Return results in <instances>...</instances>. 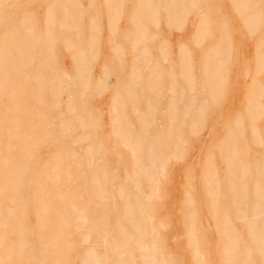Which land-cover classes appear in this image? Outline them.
Segmentation results:
<instances>
[{
  "label": "rangeland",
  "instance_id": "1",
  "mask_svg": "<svg viewBox=\"0 0 264 264\" xmlns=\"http://www.w3.org/2000/svg\"><path fill=\"white\" fill-rule=\"evenodd\" d=\"M197 1L0 0V213L12 206L11 223L27 225L35 246L39 217L47 238L48 226L69 218L63 239L51 250L48 244V253L38 247L2 252L0 264H80L91 240L82 242L93 230L74 227L68 199L80 196L73 204L96 221L106 212L102 220L115 230L122 221L118 187L128 193L135 221L156 226L151 237L137 236L154 250L113 253L96 241L93 260L198 264L204 255L201 264H264L258 248L264 245L262 86L254 93L257 113L238 112L250 103L244 84L256 63L255 74L264 78V49L253 57L264 32L215 31L200 7L181 14L178 27L158 17L160 9L174 17L172 7L184 11ZM230 19L232 29L241 25ZM78 51L87 55L84 82L76 80ZM89 148L95 152L87 154ZM136 159L147 160L151 171L135 180ZM102 167L104 188L112 193L105 201L84 186ZM255 214L248 233L243 217ZM12 230L8 223L0 236L19 245L20 233Z\"/></svg>",
  "mask_w": 264,
  "mask_h": 264
},
{
  "label": "bare ground",
  "instance_id": "2",
  "mask_svg": "<svg viewBox=\"0 0 264 264\" xmlns=\"http://www.w3.org/2000/svg\"><path fill=\"white\" fill-rule=\"evenodd\" d=\"M66 16H67V14H65ZM67 41L69 42V40L67 39ZM86 56L87 55H85V52L84 51H78L77 52V54L74 56V58H75V60H76V66H77V72H76V80L77 81H81V82H84V74H85V71H84V69H81L82 67H83V65H84V62H85V59H86ZM68 82H70V83H72L73 84V82L75 81V79L74 78H72V77H69L68 78V80H67ZM67 121H68V119H66ZM90 120H91V118H90ZM78 121H80V122H85L86 121V118H79L78 119ZM154 145V144H153ZM103 152H105V150H102ZM93 152H95V150L94 149H92V148H89L87 151H86V153L87 154H91V153H93ZM155 152V151H154ZM151 159H153V157L151 156L150 157ZM149 158V159H150ZM150 159V161L152 162L153 160H151ZM156 159H158V158H156ZM142 160V159H141ZM140 159H136V161H135V163H133L134 164V167H135V171H133V178L136 180L137 178H139L140 176H142V175H148V174H150V169H151V167H150V169H148V168H146L145 166V161H147V160H145L144 161V165L142 164V161H141ZM4 161V160H3ZM159 161H162L161 160V158L159 159ZM2 162V161H1ZM53 162H54V164H56V163H58V162H60V160H58V159H56V158H54L53 159ZM89 162V163H88ZM149 162V161H148ZM150 162V163H151ZM156 162V161H155ZM164 162V161H163ZM61 163V162H60ZM157 163H158V161H157ZM156 163V164H157ZM162 163V162H161ZM149 165V164H148ZM86 166H88V167H95L94 166V164H93V162L92 161H86ZM133 167V168H134ZM156 167H157V165H156ZM13 168V167H12ZM11 168V169H12ZM55 169L57 168L56 167V165H55V167H54ZM103 167H102V169H99V170H102V173L101 174H99V175H97V173H94V174H92L91 175V177H90V179H89V181H87V182H85L84 183V186H86V189H88V192H90L91 193V197L92 196H94V195H96V197L98 198V199H100V200H102V201H105V200H110V198L112 199V193H109L105 188H104V185H105V178L103 177L104 175H105V173H104V171H103ZM162 168H160V170H161ZM264 169V168H263ZM105 170V169H104ZM159 169L158 170H156L155 172H157V171H160ZM103 173H104V175H103ZM106 176V175H105ZM101 177V178H100ZM104 178V179H103ZM126 178H128V175L126 174ZM149 182H152V181H150L149 180ZM148 184V183H147ZM190 185V184H189ZM79 188V187H78ZM85 188V187H84ZM152 189V188H151ZM71 191H72V189H71ZM136 191L139 193V191H138V189H137V187H136ZM70 193V192H69ZM72 193V192H71ZM190 193V192H189ZM94 194V195H93ZM90 195V194H89ZM114 195V194H113ZM116 195H117V197L121 200L120 202H122L123 204H122V212H121V218H122V221L124 222V223H128V226H129V228H127L126 226H124V224H123V222L122 221H120V220H117V222H116V224H115V230H114V228H112L111 229V227L109 228L107 225H108V223H107V221L106 220H102L103 219V217L104 216H106V212H101V214H100V217H102V221L100 220H98V221H96V220H94V218H93V215H91L93 212H89L88 211V209L86 210L85 209V207L84 206H81V205H74L73 203H74V201H76V200H78L79 198H80V196L78 197V198H76L75 196H73V194H72V196H71V198H69L68 199V202L70 203V204H68V207H69V209H70V211L72 212L71 213V217H73V225H74V227L75 228H78V229H81V227H88V229L86 230V231H88L89 230V228L90 229H92L93 231H92V234L91 235H89V237H86L85 238V240H83V238H81L82 240H83V242L82 243H86L88 240H91V244L89 245V246H87V247H85L84 248V250H83V252L85 253L84 254V257H82V259H81V262H80V264H94V263H96V261L95 260H93V258H94V256L96 257V255H95V253H98L97 252V250H96V247H97V245H96V241H99V242H101L102 243V245H104V246H106L107 248H109L110 250H112L113 251V253L115 252V253H122L123 251H125V249H127L128 251H131V249H132V251H133V249H136V252H138L139 251V253L141 252V253H143V252H146V250L147 249H150V250H154V246H150L149 244H145L144 243V239L142 240L141 238H139V239H137V236L139 237V236H146L147 235V232L149 231H153V229L156 227V226H154L153 225V227H151L150 226V224L149 223H142V224H140L139 222H137V221H135V218H136V213H135V211H134V207H132V204H130L129 202H130V197H129V195H128V193L126 192V190L123 188H120V187H118L117 188V190H116ZM188 197H189V195H187ZM86 197V196H85ZM96 197H93V198H96ZM191 198V197H190ZM91 199V198H90ZM114 199V198H113ZM135 199L137 200V196L135 197ZM186 199H187V197H186ZM9 199H7V201H8ZM92 200V199H91ZM10 202V201H9ZM90 202V201H89ZM72 203V204H71ZM94 203H96V202H94ZM93 203V204H94ZM108 203V202H107ZM83 205H85V204H83ZM104 206V205H103ZM105 207V206H104ZM1 209V208H0ZM4 209L5 210H3V211H5L3 214H1L0 213V216H2L3 217V219H1L0 220V230H2V227H4L5 228V226L6 225H8V223H9V226H10V228L11 229H13V230H17L19 233H20V237H21V243L19 244V245H6V242H5V239H4V237L3 236H0V253H2V252H4V253H9V252H14V251H16V252H22V249H25L26 250V252H30L31 251V249L32 248H34V247H38L37 248V250H39L41 253H43V252H45V253H48L46 250H47V246H48V244H50L49 246V248L48 249H50L51 250V248H52V245H53V242L55 243V241H56V245L58 246L59 244L57 243V241L58 240H60V239H63V236H64V234L66 233V228H67V226H68V216L66 215V219H64L63 220V216H60V220L59 221H57V219L54 221V223L52 224V226H53V228L51 229V230H49L52 226H48V232H49V234H50V232H51V236L50 237H48L47 238V236H48V234H47V236H45L46 235V233H47V231H46V233L44 234L43 232L45 231V230H47V229H44L43 227H46V226H44V221H43V217L42 218H40L39 217V219H38V221H37V228H38V230H39V232H40V234H39V240H38V242H37V246H35V243H34V241L32 240V237H31V235H32V230L31 229H29L28 228V226L27 225H23L22 223H20L21 224V226H19V221H17L16 220V222H12L11 223V216H13V212H12V210L14 209L12 206H10V205H5L4 206ZM18 209V208H17ZM20 209H22L21 208V206H20ZM92 210V209H91ZM87 211H88V213H89V215H87ZM43 212H45V210L44 211H41V208H39V216H44L43 214ZM47 212H49V211H47ZM43 213V214H42ZM42 214V215H41ZM21 215V214H20ZM19 215V216H20ZM192 215V214H191ZM17 215L15 214V217H16ZM256 216V214L255 215H249V217H243V220H244V222L246 223V225H247V227H248V233H253V229H252V225H254V223H255V219L256 218H254ZM264 216V215H263ZM45 217V216H44ZM47 217H48V215H47ZM51 217V216H50ZM57 217V216H56ZM16 218H18V217H16ZM46 218V217H45ZM44 218V220H46ZM15 219V218H14ZM21 220V219H20ZM52 220V219H51ZM88 220V221H87ZM21 222V221H20ZM46 222V221H45ZM49 222H53V221H49ZM193 222V221H192ZM233 222V221H232ZM47 224H48V221L46 222ZM107 223V224H106ZM162 223V222H161ZM261 223H263V222H261ZM163 224V223H162ZM264 224V223H263ZM49 225V224H48ZM99 225V227H100V230H98L97 228H99V227H97ZM146 225H148L149 226V228H148V226H146ZM164 225V224H163ZM190 225V224H189ZM193 225V224H192ZM192 225H190V228H192ZM218 225V224H217ZM233 225H234V223H233ZM159 226V225H158ZM223 226V225H222ZM231 226V225H230ZM230 226H229V228H230ZM203 227V226H202ZM217 227V226H216ZM226 227V226H225ZM77 229V230H78ZM158 229V228H157ZM12 230V231H13ZM76 230V229H75ZM95 230H96V232H95ZM115 231V233H116V236H112V233ZM155 230V232H156V229H154ZM190 230V234L192 235H190L189 234V237H193V236H195L194 235V232H193V230H191V229H189ZM226 230V229H225ZM228 230V229H227ZM227 230L225 231V233L227 232ZM230 230H234V229H232V227L230 228ZM43 231V232H42ZM5 232V231H4ZM14 232V231H13ZM90 232V231H89ZM88 232V233H89ZM148 232V233H149ZM11 233V232H10ZM157 233V232H156ZM93 234H94V236H93ZM226 234H228V233H226ZM153 235V234H152ZM93 236V240L91 239V237ZM148 236H150V233H149V235ZM227 236V235H226ZM229 236V235H228ZM11 237V236H10ZM151 237V236H150ZM204 237V236H203ZM144 238V237H143ZM148 238V237H147ZM10 239V238H9ZM81 239H79L80 240V244H81ZM95 239V240H94ZM227 240H228V238H226ZM11 240H13V239H11ZM11 240H9V241H11ZM49 242H48V241ZM111 240V241H110ZM78 242V241H77ZM79 243V242H78ZM11 244V243H10ZM153 245V244H152ZM254 247V246H253ZM256 247H258V246H255L254 248H256ZM196 248V247H195ZM259 249H260V251L263 253L264 252V245H260L259 247H258ZM36 249V248H35ZM157 249V248H156ZM197 249V248H196ZM202 249V248H201ZM201 249L199 250L200 252H202L201 251ZM258 249V250H259ZM203 250V249H202ZM208 250V249H207ZM112 251H111V253H112ZM131 251V252H132ZM206 252V251H205ZM260 252V253H261ZM105 253H107V251L106 252H103V254H101V257H102V255H103V257H102V260H104V259H106V258H108V255L107 254H105ZM257 253H259V251L257 252ZM201 254V253H200ZM167 256V255H166ZM199 256V255H198ZM204 256V255H203ZM201 257V255H200V257H199V263L201 264V263H203L204 261H206V260H204V257ZM45 257V256H44ZM100 257V256H99ZM161 257H163V256H161ZM167 257H169V256H167ZM2 258H3V256H2ZM18 258H19V256H18ZM97 258V257H96ZM104 258V259H103ZM134 258V257H133ZM95 259V258H94ZM148 259V258H147ZM145 260V258H144V260L145 261H143V264H145V262H150V263H152L151 262V258L149 257V259H150V261L149 260ZM163 259H165V258H163ZM4 260V259H3ZM4 262V261H3ZM98 262V261H97ZM128 261H126V262H122V263H127ZM154 262V261H153ZM160 262V261H159ZM159 262H157L158 264H159ZM163 262H167L166 260L164 261V260H162V263ZM0 263H2V262H0ZM114 263V262H113ZM121 263V261H119L117 264H122ZM156 263V264H157ZM198 263V264H199ZM227 263V262H226ZM244 264H245V262H243ZM98 264H104V263H102V261L99 263L98 262ZM106 264V263H105ZM147 264H149V263H147ZM153 264V263H152ZM161 264V263H160ZM164 264V263H163ZM166 264V263H165ZM227 264H229V261H228V263ZM230 264H231V262H230Z\"/></svg>",
  "mask_w": 264,
  "mask_h": 264
},
{
  "label": "crops",
  "instance_id": "3",
  "mask_svg": "<svg viewBox=\"0 0 264 264\" xmlns=\"http://www.w3.org/2000/svg\"><path fill=\"white\" fill-rule=\"evenodd\" d=\"M175 4H177V0H174ZM241 2H244V9H238L237 6H240ZM203 8V12L200 13V16L206 14V18L210 20V23L207 26H210L212 29L215 31H225L223 30L226 29V31H236V32H264V0H207V1H197L196 5H188L187 7L184 6L183 10L179 7L177 8V5L172 7L173 12H175V16L172 17H166V10H170L165 8L160 9L158 11V17L163 18L166 22V19H169L172 21L173 27L179 26V21L177 18L186 14L189 12L191 14V8ZM187 8V9H185ZM214 9V10H213ZM189 10V11H188ZM127 11V9H126ZM126 11L124 10V16L126 15ZM182 14V15H181ZM238 17V22L241 24L236 27V29H232L231 27H234V23L231 21L230 17ZM178 22V25H176ZM218 22V23H217ZM167 24V23H166ZM206 25V24H205ZM170 26V25H167ZM222 27V28H221ZM225 27H229L225 28ZM221 28V29H220ZM175 29V28H174ZM213 30V31H214ZM162 32H165L167 30L161 29ZM262 36V37H261ZM259 35L255 39L254 47H253V57L256 55V53L261 52L262 49H264V43L262 46L259 45L260 41L264 40V35ZM256 60V59H255ZM256 63V62H255ZM257 69V63L255 65L254 72L251 74V77L249 79V83L244 84L246 86L245 88V95L249 94L248 99L250 100V103L246 105V102L242 105V109L238 112L240 113H257V107L258 104H255L257 101L258 97L254 95V93H257V89L261 88L262 90L260 94L263 92L264 93V78L262 79L260 76H257L255 74V70ZM263 69V68H262ZM260 74V73H258ZM164 79V78H163ZM164 82V80H163ZM167 84V79L165 77V83L164 85ZM244 86V87H245ZM254 88V90H253ZM165 90V88H164ZM243 93V91H242ZM245 95L243 96V100L245 101ZM251 96L253 97V100H251ZM264 99H260V101ZM163 101V99L161 100ZM165 103V102H163ZM252 104V105H250ZM176 106V105H175ZM245 107V108H244ZM264 108V103H260V108ZM177 108V107H175ZM246 108L249 109V111H246ZM259 108V107H258ZM179 109V108H178ZM259 110V109H258ZM264 113V111H262Z\"/></svg>",
  "mask_w": 264,
  "mask_h": 264
}]
</instances>
